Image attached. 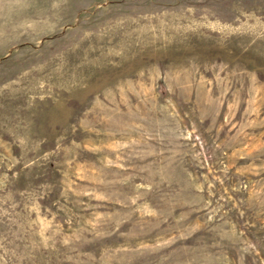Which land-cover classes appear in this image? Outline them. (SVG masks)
<instances>
[{
    "label": "rangeland",
    "instance_id": "obj_1",
    "mask_svg": "<svg viewBox=\"0 0 264 264\" xmlns=\"http://www.w3.org/2000/svg\"><path fill=\"white\" fill-rule=\"evenodd\" d=\"M0 264H264V0H0Z\"/></svg>",
    "mask_w": 264,
    "mask_h": 264
}]
</instances>
